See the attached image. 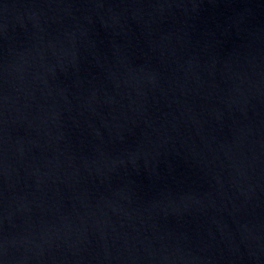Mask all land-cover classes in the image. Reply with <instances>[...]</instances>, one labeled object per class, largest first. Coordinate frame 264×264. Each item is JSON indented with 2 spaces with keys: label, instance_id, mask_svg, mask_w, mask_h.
<instances>
[{
  "label": "water",
  "instance_id": "water-1",
  "mask_svg": "<svg viewBox=\"0 0 264 264\" xmlns=\"http://www.w3.org/2000/svg\"><path fill=\"white\" fill-rule=\"evenodd\" d=\"M0 264H264V0H0Z\"/></svg>",
  "mask_w": 264,
  "mask_h": 264
}]
</instances>
